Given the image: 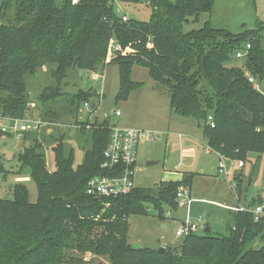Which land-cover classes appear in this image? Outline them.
<instances>
[{"label": "trees", "instance_id": "1", "mask_svg": "<svg viewBox=\"0 0 264 264\" xmlns=\"http://www.w3.org/2000/svg\"><path fill=\"white\" fill-rule=\"evenodd\" d=\"M214 1L77 0L72 4L62 0L57 5L55 0H1L0 119L25 118L32 103L26 77L45 66H51L49 75L56 86L43 89L37 100L45 107L64 99L63 114L69 117H76L81 104L92 96L82 90L60 92L59 84L74 71L117 66L114 100L119 102L143 85L131 79L132 68L140 66L166 90L173 114L196 121L212 152L243 165L248 154L261 156L264 95L249 77L256 84L264 81L260 35L264 22L233 34L206 20L199 29L184 32V25L198 24L202 14L212 12ZM116 2L145 3L151 8L150 17L123 21L115 11ZM111 44L116 50L108 54ZM237 52H245V71L229 65ZM46 114V122H56L55 112ZM78 126L89 143L83 146L82 162L74 166L73 149L65 152L59 140L51 149L50 170L37 137L26 131L24 139L31 145L16 156L18 175L23 171L29 175L36 199L29 200L21 183L14 185L12 199H0V264H103L86 259L87 254L108 264H264V216L255 220L249 212L228 210L226 236H212L209 228L202 227L204 234L185 236L179 249L134 250L127 241L129 217L147 216L150 206L154 216L164 220L178 207L177 191H190L198 174L184 173L181 180L160 181L152 189L135 187L116 198L87 196L90 179L114 176L119 170L101 168L110 142V121L94 119ZM4 136L11 133L0 128V138ZM5 173L0 152V175ZM233 182L240 196V175ZM253 202L247 207L262 205L264 199ZM256 243L261 246L256 248Z\"/></svg>", "mask_w": 264, "mask_h": 264}, {"label": "rangeland", "instance_id": "2", "mask_svg": "<svg viewBox=\"0 0 264 264\" xmlns=\"http://www.w3.org/2000/svg\"><path fill=\"white\" fill-rule=\"evenodd\" d=\"M227 1L230 3L226 4ZM55 3L60 5L62 0H55ZM255 3L254 13L251 2L215 0L210 14H202L198 24L184 25L183 31L199 29L206 20H210L213 27L224 28L233 34L240 33L244 28L254 29L257 21L264 22V0H255ZM114 6L120 17L125 15L128 19L139 21H147L150 17L151 8L145 3L116 2ZM242 23L245 25L241 26ZM260 35L264 48V31ZM108 50V54L113 52L112 44ZM244 62V57L232 56L229 65L240 67L245 71ZM49 68L51 66H45L35 76L26 77L29 99L34 107H30L25 118L21 120L23 123L31 120L44 123L38 131L27 133H32L37 137L41 151L45 155L48 170L52 166L51 149L59 140L65 152L70 148L73 149L74 166L80 164L84 154L83 146L88 147L89 143L85 140V134L79 131L78 122L91 123L94 119L100 122L103 114H109L111 125L116 123L119 128L160 130L154 141H140L138 144L137 169L134 175L136 187L154 188L160 181L169 178L167 174L177 172L174 170L179 163L180 166L176 170L198 173L192 182V195L188 206L177 207L176 213L169 211V216H165L162 221L154 216L155 212L150 206H147V216L129 217L127 241L130 245L138 243L141 248L159 249L169 246L179 249L183 238H177L175 231L180 227L181 219L195 223L207 221L210 224L208 228L212 236H226L228 235L226 224L229 221V215L224 203L229 205L235 203L234 194L239 198L238 203L245 207L253 200L255 205L257 204L255 200L264 199V154L261 156L254 153L249 154L243 169L236 167L238 161L225 158L226 174L219 175L217 172L219 158L215 153L205 154L206 144L196 121L181 118L171 112L166 90L153 82L145 68L140 66L132 68L131 79L143 85L132 91L126 101L119 102L114 100L118 89L117 66L104 65L99 66L95 71H74L59 84L60 92L74 93L76 90H82L92 95L87 102L91 108L83 111L79 109L76 117L63 114L66 104L64 99L57 98L45 107H42L37 100L43 89L56 86L55 81L49 75ZM93 74L98 75V79H92ZM254 86L264 95V81L257 84L255 81ZM47 110L57 115L55 123L46 122ZM113 111H119L121 116L113 117L111 115ZM89 127L87 126L86 129L88 130ZM48 129L51 132L47 134ZM164 129L167 134H163ZM27 133L26 131L11 132V136L0 138V152L6 169V175H0V199H12L13 187L17 183L27 188L30 201L34 202L36 199L34 183L25 171L18 175L19 163L16 161V156L31 145L30 141L24 139ZM190 150L193 153H189ZM209 151L212 152L210 149ZM239 175L240 196L237 195L233 182V178ZM199 226L196 233L202 235L204 234L203 228L200 223ZM260 246V243L255 244L256 248ZM85 258L95 263L108 264L106 259L91 254L85 255Z\"/></svg>", "mask_w": 264, "mask_h": 264}, {"label": "built area", "instance_id": "3", "mask_svg": "<svg viewBox=\"0 0 264 264\" xmlns=\"http://www.w3.org/2000/svg\"><path fill=\"white\" fill-rule=\"evenodd\" d=\"M77 0H72V4H76ZM122 20L125 21L126 17L122 16ZM246 49H249V45H246ZM116 50V48H113ZM245 52H237L236 58H242ZM92 79H98V75L93 74ZM249 82L254 84V79L249 77ZM29 107H34L33 103L29 104ZM89 104L83 103L79 111L88 110ZM91 108V107H90ZM113 117H120L119 111H113L111 113ZM211 121V118H208ZM102 120H110L109 114H103ZM5 125H4V124ZM44 123L41 121L31 120L30 122H22L21 120H15L11 118L0 119V128L3 132H25V131H38ZM211 127L213 124L210 122ZM158 132L150 130H141L138 128H119L117 124L111 126L110 142L104 151V161L101 165L102 169L107 171L119 170L114 176H96L89 180L85 190L87 196L101 199V198H116L128 194L135 188L134 175L136 172V159H137V147L140 141H154ZM207 151L209 149L207 148ZM225 158L219 156L218 160V174H226L227 165ZM232 166V165H230ZM237 168H242L243 164L238 162ZM190 193L186 188H180L176 194L177 206L183 208L190 203ZM230 211L249 212L254 216L255 220H258L261 216H264V204L257 205L252 208L236 206L226 207ZM200 220V219H199ZM202 225V221L199 222ZM199 223L191 221H183L180 227L175 231L177 238H184L185 236L195 233L199 229ZM203 226H201L202 228Z\"/></svg>", "mask_w": 264, "mask_h": 264}, {"label": "crops", "instance_id": "4", "mask_svg": "<svg viewBox=\"0 0 264 264\" xmlns=\"http://www.w3.org/2000/svg\"><path fill=\"white\" fill-rule=\"evenodd\" d=\"M228 3H230L229 1H227V3L226 4H228ZM253 9H254V13H255V10H256V3H254V5H252L251 6ZM123 16H125V15H123ZM126 17V16H125ZM127 18V17H126ZM210 21V20H209ZM211 23V22H210ZM211 25H212V23H211ZM243 25H245V24H241V26H243ZM118 125V124H117ZM139 129V128H138ZM163 130V129H162ZM158 131H160V130H158ZM158 131H156V132H158ZM46 132H47V134L48 133H50L51 132V130L50 129H48V130H46ZM162 132V131H161ZM164 133L163 134H167V133H165L166 132V130L164 129V131H163ZM159 133V132H158ZM202 135V134H201ZM203 141H204V139H203ZM205 142V141H204ZM206 144V143H205ZM138 148V147H137ZM189 153H193V151L192 150H190L189 151ZM210 153H214V152H210V151H207V146H206V150H205V154H210ZM216 154V153H215ZM249 155V154H248ZM216 156H218L217 154H216ZM218 158H219V156H218ZM218 164V163H217ZM245 165V164H244ZM180 166V163L179 164H177V166H175V168L177 169L178 167ZM136 167H137V159H136ZM244 168V166L241 168V169H243ZM174 170V171H177V172H173V173H169V174H167L168 176H169V178H165V180H162V181H177V180H181L182 179V176H183V174L185 173V172H182V171H180V170ZM186 173H188V172H186ZM193 173V172H192ZM196 174H198V173H196ZM136 187V186H135ZM191 188H192V186H191ZM189 193H190V199H191V195H192V190L190 189V191H189ZM234 196H235V203H232L231 205H229V204H227V203H224L223 205L225 206V208L226 207H236V206H241L239 203H238V201H239V198L238 197H236V194H234ZM227 209V208H226ZM228 210V209H227ZM169 213L170 212H167V214H166V216L168 217L169 216ZM174 213H176V211L174 212ZM178 219H180V218H178ZM181 221V223H182V219L180 220ZM210 224H209V222H207V221H205V222H203L202 223V226H203V228H210V226H209ZM164 227H166V226H164ZM140 243V242H139ZM147 248V247H146Z\"/></svg>", "mask_w": 264, "mask_h": 264}, {"label": "water", "instance_id": "5", "mask_svg": "<svg viewBox=\"0 0 264 264\" xmlns=\"http://www.w3.org/2000/svg\"><path fill=\"white\" fill-rule=\"evenodd\" d=\"M76 64H77V59L74 60L73 68L76 67ZM115 124H116V123H115ZM132 247H133L134 250H140V249H141V247H140V245H139L138 243L134 244ZM158 251H159V252H164L165 249L161 247V248L158 249Z\"/></svg>", "mask_w": 264, "mask_h": 264}]
</instances>
